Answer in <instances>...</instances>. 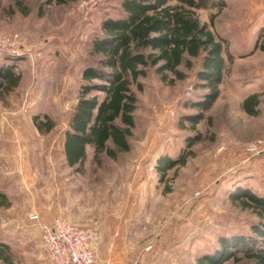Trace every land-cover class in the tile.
I'll list each match as a JSON object with an SVG mask.
<instances>
[{"label":"rangeland","instance_id":"374dc122","mask_svg":"<svg viewBox=\"0 0 264 264\" xmlns=\"http://www.w3.org/2000/svg\"><path fill=\"white\" fill-rule=\"evenodd\" d=\"M22 1L19 9L14 0H0V66L20 75L10 87L3 79L0 87V192L7 195L0 207V264H53L39 225L31 219L34 213L46 222L63 216L97 227L106 240L116 237L117 250L127 255L129 264L138 257L144 264H197L200 256L218 247L221 236L250 230L256 215L231 196L239 187L264 195V120H259L264 103L255 117L243 114L239 100L230 105L233 136L226 130L222 104L233 85L239 86L235 95L241 94L247 67L233 55L239 51H231L232 17L225 13L238 12L242 22L243 2L248 7L257 0H214L200 10L202 21L220 10L213 29L232 54L225 55L220 94L212 106L204 110L197 105L209 91L197 74L201 58L181 65L182 76L170 72L166 80L150 68L140 78L143 88L133 85L138 103L131 150L116 157L103 151L97 159L94 146L87 145L82 167L67 162L66 131L80 96L82 72L97 59L93 40L104 18L122 12L121 0L60 5ZM250 45L263 50L264 34ZM200 112L204 119L194 124L188 116ZM196 133L201 140L187 145ZM234 139L239 146L233 147ZM259 141L260 153L248 150ZM183 151L186 161L162 179L156 171L159 157L177 158ZM238 256L240 261L224 264H252L242 252Z\"/></svg>","mask_w":264,"mask_h":264},{"label":"trees","instance_id":"16d2710c","mask_svg":"<svg viewBox=\"0 0 264 264\" xmlns=\"http://www.w3.org/2000/svg\"><path fill=\"white\" fill-rule=\"evenodd\" d=\"M72 1L75 0H49V3ZM14 2L17 8H22V0ZM213 3L214 0H121L122 12L102 20L100 34L92 43V54L97 59L82 72L80 96L66 131L64 151L69 166L84 165L87 145L94 146L97 159L103 151L116 157L131 150L138 103L133 85L143 88L140 78L150 68L166 80L170 72L182 76L181 65H190L193 58H201L197 74L209 91L197 105L204 110L212 106L220 94L225 55L232 58L226 40L213 29L220 10L210 16V21L200 18V10ZM19 78L12 67L0 66V87L3 79L9 80L10 87ZM188 118L196 124L204 119V112ZM38 120L34 117L36 127L41 129ZM201 138V133L189 136L187 145ZM184 154L183 151L177 158L167 154L159 157L156 171L162 179L170 169L186 161ZM231 197L243 209L252 211L256 219L246 233L221 236L218 247L200 256L197 264L240 261L239 252L252 264H264V195L239 187ZM6 200L7 195L0 192V207L6 205Z\"/></svg>","mask_w":264,"mask_h":264},{"label":"crops","instance_id":"0c3cea01","mask_svg":"<svg viewBox=\"0 0 264 264\" xmlns=\"http://www.w3.org/2000/svg\"><path fill=\"white\" fill-rule=\"evenodd\" d=\"M245 4L246 3L243 2L242 11L240 12L243 15L242 22L237 21L239 18L238 12L233 11L234 13L232 14L226 11L225 13L232 17L230 21H228V26L231 28L228 29V32L231 30L228 35L229 43L231 44V51L238 50L239 52L236 54L233 53V55L241 57L242 64L247 66L245 71H243L244 76L240 82L241 94L237 96L235 95L234 90L235 88L239 89V86L236 87L233 85V88L227 90V95H225L226 100L222 104L225 108L224 119L226 121V130L231 136H233V134H231L232 127L229 125V120H232L235 117L230 105L234 103L235 100H239L243 114L248 117H255L259 113V108H262L260 105L264 103V85L262 84L264 79V49L262 50L257 47L255 50H252V46L250 45V43H254L261 34H264V1L257 0L256 2H248V7ZM248 44L250 49L248 47V49L241 52V49H245ZM246 101L248 105L246 104L245 106ZM259 120H264V117ZM234 140L236 144H234L233 147H235V145L239 146V141L237 139ZM229 141L230 140L227 142ZM244 143L246 146V142H241L243 145ZM100 243L102 248L100 264H129L127 261V255L121 254L123 251L117 250L119 249V246L116 244V237H112L109 240L102 237Z\"/></svg>","mask_w":264,"mask_h":264},{"label":"built area","instance_id":"2783aa9c","mask_svg":"<svg viewBox=\"0 0 264 264\" xmlns=\"http://www.w3.org/2000/svg\"><path fill=\"white\" fill-rule=\"evenodd\" d=\"M189 94H192L191 90ZM260 144L263 141L248 150L260 153ZM31 219L39 225L46 255L53 264H100L101 232L97 227L78 224L63 216L46 222L40 219L38 213H34ZM151 248L149 245L146 251ZM133 264H144L143 258L138 257Z\"/></svg>","mask_w":264,"mask_h":264}]
</instances>
